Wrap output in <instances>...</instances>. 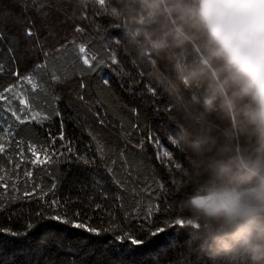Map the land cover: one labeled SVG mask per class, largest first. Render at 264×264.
I'll return each mask as SVG.
<instances>
[{"label": "trees", "instance_id": "1", "mask_svg": "<svg viewBox=\"0 0 264 264\" xmlns=\"http://www.w3.org/2000/svg\"><path fill=\"white\" fill-rule=\"evenodd\" d=\"M110 6L115 8L116 0H110ZM96 7L88 0H49L43 10L46 16H42L32 0H0V64L4 67L0 90L17 85L12 93H4L6 100L0 101V127L7 131L6 139L0 141L5 145L0 166L6 170L0 175L9 185L0 188V228L26 232L18 236L0 232V264H202L195 256L186 255L187 233L178 225L165 223L178 215L182 170L188 166L187 156L169 139V134L178 130L173 119L175 103L147 77V67L130 48L123 23L114 16L97 14ZM27 28L33 29V37L25 36ZM22 41L26 43L22 45ZM81 44L97 56L91 68L83 65L76 53V46ZM23 47L28 50V58L33 56V49L40 48L41 59L28 63L22 55ZM113 49L118 60L115 64L109 58ZM44 51L49 53L47 60ZM36 65L43 67L34 72ZM121 66L131 75H123ZM53 69L59 79L52 78ZM30 73L42 85L35 92L22 80L17 84L20 77ZM149 86L155 89V95L148 91ZM17 92L47 119L20 124L7 110L20 114ZM81 94L83 101L79 99ZM27 114L25 110L20 115ZM61 130L64 140L57 138L55 144H49L50 135L58 137ZM97 140L104 144L103 156L97 153ZM28 144L48 145L49 154L54 150L58 154L49 163L33 165ZM66 144L74 151L62 147ZM163 152H168L171 159ZM79 156L89 158L91 163L85 164ZM26 170L32 172L30 180L23 175ZM96 182L108 193L107 199L101 197V189L94 188ZM53 184L54 191L44 201L23 195L36 186L47 191ZM53 197L73 201L70 207L80 209L82 214L87 211L92 216L89 223L100 228L101 234L35 216L34 212ZM90 203H100L102 209L92 212ZM149 203L154 209L159 207L153 212L151 224L145 219ZM107 212L112 213L114 221ZM29 222L35 224L30 230ZM110 223L132 229L144 243L132 245L128 240H117L123 235L120 228L103 231ZM157 224L165 231L152 236Z\"/></svg>", "mask_w": 264, "mask_h": 264}, {"label": "clouds", "instance_id": "2", "mask_svg": "<svg viewBox=\"0 0 264 264\" xmlns=\"http://www.w3.org/2000/svg\"><path fill=\"white\" fill-rule=\"evenodd\" d=\"M116 5L147 77L175 103L170 140L188 158L176 203L186 255L264 264V0Z\"/></svg>", "mask_w": 264, "mask_h": 264}, {"label": "snow or ice", "instance_id": "3", "mask_svg": "<svg viewBox=\"0 0 264 264\" xmlns=\"http://www.w3.org/2000/svg\"><path fill=\"white\" fill-rule=\"evenodd\" d=\"M88 2L93 4L94 6H98V7L94 8V11H96L97 14H100V15L107 14V15H111V16H114V14H115V9L110 6V0H88ZM48 3H49V0H32L33 6L36 8L38 13L42 14V16H46V13L43 10L48 5ZM76 31H80V29L77 28ZM25 36L26 37H33L34 36L33 29L27 28L25 30ZM58 51H59V49H58ZM76 53H77V55L80 56L83 65H86L89 68L92 67V61L97 59L96 54L89 53L83 44L76 46ZM44 56L47 60L49 53L47 51H44ZM109 58L111 59L112 63H114V64L118 63L114 49L112 50V53L110 54ZM133 66H135V65H133ZM41 67H43V65H36L33 71L34 72L39 71ZM3 71H4V67L2 64H0V73H2ZM120 72L123 75H131L130 72L124 71L122 66L120 67ZM13 75L19 77L18 72H14ZM52 78L53 79H59V77L56 76L54 69H53ZM21 80L25 84L30 85V91H32V92L37 91L38 88H42V85H40L37 82V80L35 79V77L31 73L28 75H25L24 77H20V79L17 81V84H19ZM104 83L107 84L108 81L105 80ZM16 86L17 85H9L8 87L4 88L3 90H0V101L6 100L7 96H5L4 93H12L14 88H16ZM80 87L84 88L85 84L83 82H81ZM148 91L153 95L156 94L155 89L151 88L150 86L148 88ZM15 98L18 99L19 104L22 105V107L19 108V113L23 114L25 112V110H27L28 114L23 115V117H22L14 109H7V110L11 111L12 116L15 117V119L17 121H19L20 124H23V123L30 121V120L42 122L43 120L47 119V116L43 112L37 111L36 108L30 104L29 99L24 98V96H22L19 92H17L15 94ZM79 99H81L83 101L84 95L81 94L79 96ZM57 115H58V113H57ZM104 122L105 121H103V120L100 121V123H102V124ZM0 133H2V134H0V141H4L7 137V131L4 130L2 127H0ZM170 136H171V134H169V139H170ZM57 138L62 140V141L64 140V135H63L62 130L58 134V137H53L50 135L49 144H55V141ZM94 139H95V137H94ZM151 139H152V136L150 134L149 141H151ZM68 143L70 144V142H68ZM17 144L19 145V141H17ZM159 145H160V141H159V138H157L156 146L159 147ZM62 147H66L68 152L74 151L73 148L68 146L67 144L62 145ZM27 148H28V152L33 157V159H31V161H30V163H32L33 165L38 164V163L39 164L49 163V162H51L52 156L58 154L55 150L51 154H49L48 145L37 147L36 145L28 144ZM4 151H5V145H4V143H0V153H3ZM104 152H105V148H104L103 142L97 140V153L99 155L103 156ZM162 155L169 156V158L171 159V156L169 155L168 152H163ZM19 156L21 157V162H23L25 153H24V150L22 148H21V151L19 153ZM77 158L80 160H83V162L85 164L91 163V160L87 157L79 156ZM16 167L19 168L20 164H17ZM177 167H179V165H177ZM5 171L6 170L2 166H0V173H4ZM23 175L30 180L31 176H32V172L30 170H26V171H24ZM8 187H9V185L5 181V176L0 175V188L7 189ZM12 187H13V191H15V187H16L15 182L13 183ZM177 187H179L178 183H177ZM94 188L95 189H101L100 190L101 197L104 199H107L108 193H106L102 190L99 182H96L94 184ZM54 189H55L54 184L47 191L39 190V187L36 186V188H34L32 191L25 190L23 195L24 196H34L39 201H44V197L47 196L49 192L54 191ZM142 190L147 191V189H142ZM37 192L39 193L38 196H37ZM114 198L119 199V196H116ZM90 199H91V197H90ZM2 200H3V195L0 194V201H2ZM72 203H73V201H71V200H64L62 202L60 199L53 197V198L49 199L48 201H46L40 208H38L34 212V215L40 216L42 219H47V220H51V221H58L60 224L70 225L74 229H83L85 232H89V233H92L94 235L99 236L101 234V229L98 227L92 226L89 223V221H91V219H92V216L89 215L87 211L83 212V214H82V211L80 209L70 207V205ZM88 207L92 212H99V210L102 209V205L100 203H90ZM0 210H3V204L2 203H0ZM165 210L167 211V209H165ZM146 211H147V216L145 217V219L147 220L148 224H151L152 223L151 217L153 215V212L159 211V207L156 206L154 209L153 205L151 203H149L146 206ZM107 215L109 217H111L113 221L115 220V217L112 216L111 212H107ZM165 223L168 226L174 227V226L178 225L180 228H183L182 221H179L176 218L166 219ZM33 227H35V224L32 222H29L27 224V229L30 230ZM114 227L120 228L122 233H123L122 236L116 237L117 240H121V241L128 240V241H130V243L132 245H139V244L144 243L143 240L137 239L136 234L133 233L132 229L122 228L121 225H119V224L110 223V224H108L107 227H105L103 229V231H105V232L112 231ZM139 227L143 228L144 225H140ZM164 231H165V227L161 226L160 224H157V226L151 230V235L156 236L158 233H161ZM0 232H6L12 236H18V235H25L26 234V232H24V233L16 232V231H12L11 229H5V228H0ZM45 242H46V238H45V240H41V244H43Z\"/></svg>", "mask_w": 264, "mask_h": 264}, {"label": "rangeland", "instance_id": "4", "mask_svg": "<svg viewBox=\"0 0 264 264\" xmlns=\"http://www.w3.org/2000/svg\"><path fill=\"white\" fill-rule=\"evenodd\" d=\"M23 43L25 44L26 41H22V45H23ZM33 53H34L33 56L31 58H28L27 57L28 50L25 49V47H23L22 55L24 56V58L27 59L28 63H29L30 59L33 60V61H37L38 59H41V50H40V48L33 49Z\"/></svg>", "mask_w": 264, "mask_h": 264}]
</instances>
